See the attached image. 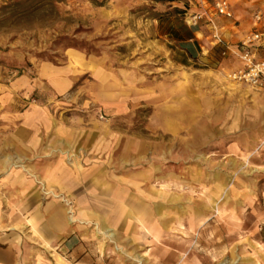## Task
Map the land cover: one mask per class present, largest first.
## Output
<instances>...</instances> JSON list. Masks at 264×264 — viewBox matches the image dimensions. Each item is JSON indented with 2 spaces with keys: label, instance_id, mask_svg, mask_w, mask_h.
I'll use <instances>...</instances> for the list:
<instances>
[{
  "label": "rangeland",
  "instance_id": "374dc122",
  "mask_svg": "<svg viewBox=\"0 0 264 264\" xmlns=\"http://www.w3.org/2000/svg\"><path fill=\"white\" fill-rule=\"evenodd\" d=\"M217 1L0 0V84L20 79L22 114L87 134L37 165L0 166L14 264H264V89L228 77L238 62L206 20L238 45L260 34L264 57V0H228L231 17ZM44 62L71 69L69 91L50 93ZM55 161L65 177H45Z\"/></svg>",
  "mask_w": 264,
  "mask_h": 264
},
{
  "label": "crops",
  "instance_id": "0c3cea01",
  "mask_svg": "<svg viewBox=\"0 0 264 264\" xmlns=\"http://www.w3.org/2000/svg\"><path fill=\"white\" fill-rule=\"evenodd\" d=\"M209 19L214 21L216 29ZM206 20L207 22L209 20V26L213 30L212 36L214 38V44L218 42L216 38L217 30L221 38L229 46L230 51L225 56L228 59L238 62V66H235V68L241 67L242 62L232 50L242 52L251 49L255 51L256 48H254V46H257V43L261 41L260 38L258 41L251 44H244L243 41H241L240 45L231 43L226 39L222 27L216 23L213 17H209ZM197 33L198 31L193 32L192 38L185 40L181 46H177V49L183 53L184 59L183 61L179 60L178 63L186 65L197 57V48L200 46ZM256 56L258 58H263L258 53H256ZM40 74L45 79L46 82L44 81V84L52 94L66 93L74 85L76 79L75 74L71 72L68 66H58L50 62L42 63ZM61 81L66 82L63 91H60L58 88V84ZM0 85L2 86V88H0V142H2L0 143V148L2 147V149H0V153L2 152L0 156V166L8 167L14 164L17 165L28 159L30 161L26 165L31 167L34 166V164H38L36 158L40 157L42 154H44V156H49L51 152H63L67 150L68 147L71 148L78 145L80 141V144L82 141L84 142V135H87L86 133L84 134L83 131L77 129L70 131V127L66 126L63 120H60L48 110L34 108L22 114L20 110V79H14L7 85ZM102 96V94H98V97ZM101 100L105 99L101 98ZM108 101L111 100L108 98ZM22 121L23 125L21 124ZM7 128L9 129L8 132ZM88 135L85 143L88 145L87 147H93L94 143L98 140V135L94 131L88 132ZM45 136L48 141H46ZM57 165H59L57 162L54 163L56 167L50 165L51 167L45 170V177H65L64 169L60 167L58 170ZM7 177L29 176L25 172L15 170L9 173ZM4 223L5 222L0 220V230L4 227ZM3 236V234H0V242H2ZM16 260L17 255L14 249L0 244V264H14Z\"/></svg>",
  "mask_w": 264,
  "mask_h": 264
},
{
  "label": "built area",
  "instance_id": "2783aa9c",
  "mask_svg": "<svg viewBox=\"0 0 264 264\" xmlns=\"http://www.w3.org/2000/svg\"><path fill=\"white\" fill-rule=\"evenodd\" d=\"M216 13L219 15L231 17L233 15L231 5L228 0H219L215 5ZM204 17V13H198L194 16V20L197 21ZM260 18V16H257ZM216 29V25L212 19H209ZM259 20V19H258ZM260 34H253L251 37L243 41L244 44H251L259 39ZM217 44L224 45L223 55H226L230 48L221 38L219 33L216 30ZM242 62V66L233 69L228 77L237 83L247 85L255 89H264V57L258 58L256 52L249 49L242 52L237 50H232Z\"/></svg>",
  "mask_w": 264,
  "mask_h": 264
},
{
  "label": "bare ground",
  "instance_id": "6f19581e",
  "mask_svg": "<svg viewBox=\"0 0 264 264\" xmlns=\"http://www.w3.org/2000/svg\"><path fill=\"white\" fill-rule=\"evenodd\" d=\"M65 86H66V82L65 81H61L58 84V88L60 89V91H63V89H65ZM61 225H63V221L59 218L58 220H56V226H61ZM109 235H112V234H109Z\"/></svg>",
  "mask_w": 264,
  "mask_h": 264
},
{
  "label": "trees",
  "instance_id": "16d2710c",
  "mask_svg": "<svg viewBox=\"0 0 264 264\" xmlns=\"http://www.w3.org/2000/svg\"><path fill=\"white\" fill-rule=\"evenodd\" d=\"M192 37H193V34H191V35H190L189 37H187L185 40H188V39H190V38H192ZM218 45H221V44L218 43L217 46H218ZM224 50H225V49H224V47H223L222 53H223Z\"/></svg>",
  "mask_w": 264,
  "mask_h": 264
}]
</instances>
